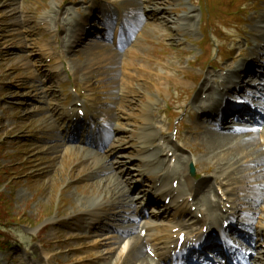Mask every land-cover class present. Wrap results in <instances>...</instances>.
Instances as JSON below:
<instances>
[{"label": "rangeland", "instance_id": "obj_1", "mask_svg": "<svg viewBox=\"0 0 264 264\" xmlns=\"http://www.w3.org/2000/svg\"><path fill=\"white\" fill-rule=\"evenodd\" d=\"M119 1L122 0H98L97 3L100 12L104 14V4L107 5L106 13H108L115 10ZM64 2L66 0H0V215L4 218L0 217V223H17V226L12 228V232L6 235L7 241H16L12 246H5L6 239L0 238V243L6 247L3 252H0V264H39L40 259L43 261L42 264H47V261L50 264H100L99 262H101L99 259H97L98 262L92 260L95 252H98L93 248V240L76 238V236L81 237V220L84 215L87 216L85 212L79 210L83 203L82 196L79 195L92 196L94 193L92 189L94 180L88 178V173L92 169L91 162L85 163L80 153L59 157L58 155H61L59 152L56 155L55 151L48 150L49 144L45 145L43 142H50V139H46V135L44 136L50 120L44 112L45 104L55 101H50V97L47 98V95L43 94L44 89H49L51 86L47 85L43 88L37 77L38 70L43 64V57L36 55L39 53L37 46L41 48L36 39L38 23L43 15L55 14L58 6L59 9L62 8L60 10L62 15L70 16L67 20L68 23L64 25L72 26V21H75L76 16L65 10L68 6H63ZM124 2V10L128 11L130 19L136 21L139 16L138 19L142 25L143 39L139 41L141 47L135 45L136 49H132L139 60L133 62L123 57L121 63V66L125 63L131 66V71L124 73L126 75L124 79H127L128 100L135 105L136 109L133 112L137 114L136 110L143 109L145 103L152 101L157 94H162V103L168 102L167 87H163V84H166L167 76L165 74L164 77H161L162 73L154 66L150 67L140 61L141 57L148 54L156 56L163 51L162 43H160V47H156L159 42L155 38L150 39V37H155L150 33L151 28H154L153 18L147 14L151 13V6L145 8V11L143 10L145 16L144 12L140 10L141 7L137 0H124ZM172 2L173 0H169L170 5L175 3ZM239 2L243 9L251 8L247 5L248 0ZM80 4L81 2H79ZM92 4L93 0H91L90 6ZM262 5L261 3L260 6ZM209 9L214 14L216 8L212 0H209ZM71 10L79 14L81 12L77 6ZM221 11L224 9L218 8V14ZM81 15L83 16L84 13L81 12ZM183 15L180 11H176V17ZM58 22L57 16L54 15L50 31L52 38L57 35L58 39L55 44L51 45H55L57 48L62 47L64 51H67L68 49L62 44L67 40L65 29ZM63 36L65 40H63ZM52 38L46 36L43 41L48 39L51 43ZM189 45L190 48H193L191 44ZM189 45L185 47L187 48ZM109 48L101 45L100 48L93 49L94 51L90 48L86 49V53L80 51L78 56L70 54L71 59L76 60L78 70L82 69L81 73H85L84 67H91L89 71L93 76L91 81L93 95L100 104H108L107 99H102V95L106 93L104 97L108 98L111 90H114L113 87L107 88L112 78L109 75L113 72H109L110 67H106V63L111 65L115 60H118V57L114 58L113 52ZM174 60L178 62L176 57L174 59V56H167L164 62L170 64ZM139 67L150 70V72L155 71L159 73V77L145 76L141 72L133 71V68L138 69ZM94 68L98 72H95ZM121 69L122 67L119 70ZM110 105L114 106L115 104ZM177 106H175V110H178ZM99 112L111 123L114 122L113 115L121 120L128 119V116L125 115L128 113L127 110L121 109L119 105L100 106ZM134 119L139 121L137 119H142V115L138 114ZM126 132H128L127 129ZM126 138L129 140V136ZM203 141L207 147L204 136ZM196 144L200 148L204 147L201 140ZM134 147L135 145H133ZM212 161L216 162L213 159ZM231 161L236 163V159ZM203 162L204 168L214 165L207 158ZM220 168L224 172V166ZM128 176L126 177L128 178ZM250 179L263 181L253 177ZM239 180H242V177ZM262 187L263 189L253 191L262 193L263 183ZM257 197H254L253 201H256ZM253 201L251 199V205L254 203ZM255 206H251V208ZM115 208H112L113 211ZM60 221L61 223H59ZM97 239L100 240V237ZM90 245L93 249L90 248ZM105 248L107 249V247ZM45 255L49 260H45Z\"/></svg>", "mask_w": 264, "mask_h": 264}, {"label": "bare ground", "instance_id": "obj_2", "mask_svg": "<svg viewBox=\"0 0 264 264\" xmlns=\"http://www.w3.org/2000/svg\"><path fill=\"white\" fill-rule=\"evenodd\" d=\"M137 1H139V0H137ZM122 2H124V0H122ZM139 6H141V5H139ZM138 17H137V19H138ZM182 23H184V22H182ZM127 24H128V22H127ZM129 24H131V23L129 22ZM131 26H132V24H131ZM256 30H258L259 33L261 34V36L264 37L263 26L260 25V26L256 27ZM78 32H83L82 26L81 27L79 26ZM73 44L71 45L70 50H73V48H74ZM101 45L102 44L95 42L94 45H92L93 48L90 47V49L93 50L96 47L100 48ZM102 46H107V45H102ZM79 47L80 46H78V48ZM108 47H110V46H108ZM86 49H85V51H86ZM109 49L111 50V52H113L114 58L118 57V60H115L114 63H112L110 65L112 69H115L116 63L119 64L122 56L120 54H118L116 51H114L112 46ZM74 52H77V51H74ZM96 53L98 54L97 50H96ZM101 53H103V52H101ZM99 56H100V54H99ZM91 60L93 61V59H91ZM107 61H108V59H107ZM258 63L260 64L259 66H258ZM250 64H251V66L241 64L240 65V67H241L240 73L243 75L249 74L252 77H254L253 67L261 68L264 70V67L262 66V64H264V59L262 57L254 56V58L251 59ZM84 69H85V73L88 72L87 73L88 78H91V76H92L91 71H89V70H91V67L86 66V68H84ZM263 70L261 71L262 72L261 77H263V80H261L260 84H259V86H261L262 89H264V84L262 85V82L264 81ZM88 78L85 80V82H86L87 86L89 87V85H88L89 79ZM212 78H215V77H212ZM232 81L237 85L238 88H240V94H243L245 92V89H247L249 86L248 84H245V85L242 84L243 81L241 80L240 76L232 77ZM201 92H204V89H202ZM214 92L215 91H213V97H212V100L210 101V105H209V110H208L209 115H213L212 109H213V107H215V105H214V94L215 93ZM229 92L231 93L232 89H230ZM201 106H202L201 101L197 100L196 107L200 108ZM210 106H211V109H210ZM239 107H237V108H239ZM252 107L256 110H260V111L264 112V106L262 104L253 105ZM237 108L232 107V110H235ZM226 110H228V107H221L220 111H226ZM218 112H216V113H218ZM261 121H262V123H264V115L261 118ZM216 127H217V129L221 128V126L218 124L216 125ZM145 128H146V126L144 127L143 132L139 133L138 141L140 144H139V147L137 148V157L133 160L128 159L127 156L119 159V157L122 156L121 154L125 153L126 151H128L130 149L128 144H124V143L120 142L121 138L113 139V141H111L110 144L108 145L107 150L104 149L101 155L94 154L93 152H91L89 150H86V152H84L85 158L92 161V164H91L92 168H93L92 173H95V175H96L93 177V179H90V180L96 179L95 180L96 182L93 181V183H92L93 184L92 186L94 187V188L92 187V189L94 190V193L92 196H86L84 205L79 209L80 211L85 212L87 214V216L90 218V222H88L89 226L93 225L92 222L96 223L98 215L100 216L103 213V208L106 205L109 207V209L111 211H113L112 208L116 207L114 209V211H115L117 209V206H119L120 212L113 214V216L111 218L114 219L120 215L121 216L120 223L122 225L129 223L126 227H123L121 229H115V228L113 229L114 234L120 235L121 242L118 241L119 239L117 237L113 238L112 236L111 237L99 236L100 240L96 239V241L93 243L94 250L98 251V252H96L95 256L97 258H99V260L101 261V262H99L100 264H113L112 262L117 261L118 259L121 260L120 261L121 264H154L152 261L153 259H152L151 255H149L147 248H149L151 251H153L156 259H159L162 261V263H160V264H168V253L166 252V248H165L166 242H165V239L162 237V235H164V234L169 235L168 232H170L174 229H177V228H182L184 226L183 222L179 223V221H176V220L169 221V222H167L168 223L167 228H169L168 231L166 230L167 229L166 228L165 232H163L164 234H162V231H160L159 229H154L155 227H153L155 225L154 224L155 222H160L159 221L160 215L159 216L153 215V217H152L151 215L147 214V212L144 208H142L144 203L141 202L140 198L142 197L143 199H145V197L143 195H141L138 199L134 198V197H132V198L130 197V191H131L130 182H129L127 177L124 180V176H128L130 174H128L127 170L123 169L125 166L133 165V163H136V162H142L143 163V166L138 171V173H139L138 178H140V181H138V182H140V183H142L143 181H145L146 183L148 181H155L157 178L160 177V174L164 173V171H163V169L165 167V160L164 159H162L159 166H157V167L151 166L160 157H162L163 154L161 153L160 149H158L154 152L147 153V151L153 147L152 146V143H153L152 139H153L154 133L144 132ZM126 129L122 125H119V127L115 129V132L116 133L122 132L120 134H126L129 132V131L126 132ZM56 132H57V128L54 126L53 123H50L49 126L47 127L46 134L44 133V136L46 135V137H47L46 139H50V142L45 143L46 141H43L45 145L49 144L48 150L55 151L56 155L58 152L64 153V154L65 153H72L73 154V153H77L78 151H80V147L65 144V142H64L65 140L58 138ZM245 132H249V130H246ZM203 136L206 139V144H207V148H208L207 149V155L209 156V158L211 160L213 159L216 161L215 163L219 166L218 170L220 171V173H221L220 167L223 165L231 164L230 162L232 159H236V163H234L233 165H235V166L240 165L243 162V159L238 158V160H237L236 156L238 154L243 153L244 152L243 150L246 149L247 147H250V146L255 144L254 139L251 136H244L243 135V136L237 137L232 133H231V136H227L226 134L207 130V131H205ZM240 138H243L240 145L233 151H227L228 149L231 148L232 144ZM53 142H57V144H55L54 146H50L51 144H53ZM124 145H125V147H124ZM222 153H225V154H222ZM258 154H259V149H258ZM112 159H115V161H112ZM121 161H123V162H121ZM254 162H256L258 165H261V167H260V170L257 172L255 171L253 173L254 176L251 175V177L263 180L262 183L264 184V166H263L264 159L261 155H259L258 157H256ZM178 164H181L183 166V170H182L181 174H182V178L184 179V183H185L187 189H186V193L180 194V196L177 198L176 202H178V200H180V199H183L185 197H189L190 195L193 194V183H192V181L188 175V161L185 159V157L183 155H179ZM166 169H167V167H166ZM166 169H165V171H166ZM111 172H112L111 175H113V173H115V175L114 176L110 175L109 177H107V174H110ZM146 175H148V176H146ZM177 175H178V173L174 172V176H177ZM145 176H146V178H145ZM221 176H223V175H221ZM253 181H256V180L253 179ZM207 185H208V183H206V182L202 183L200 193L197 194L196 197H198L199 195L202 194L204 187ZM120 186H122L123 188H120ZM167 190H169V187L167 184L165 185L163 190H157L154 187V194L157 196L158 199H160L162 197L163 192L167 191ZM140 192H141V190H140ZM154 194L150 190V193L148 194L149 195V199H148L149 203L151 201H154V200H150ZM252 194H253V198H254L256 196L261 195L262 193H257L255 191H253ZM202 197H203V201H200V199H199L198 203L202 204L203 206H205L207 208H210L211 211L215 215H217L218 212L216 211L215 202H213L209 198L207 193H205ZM253 198H252V200H254ZM137 204H140L141 207L133 209V211H130V209ZM255 205H256V203H253L252 205H251V202L249 203V207L255 206ZM184 213L186 215H188L187 211ZM141 220L145 221V224H144V227L142 228V230H144V229L147 230V236L145 238L137 237V239H133L132 241H130V239H128V238H130L131 236H133V234L136 233V231L138 229V224ZM135 221H137L136 226H135ZM86 223L87 222H84V224H86ZM161 223H163V222L161 221ZM107 229H110V227H108ZM155 230H159L157 232L161 233L160 237L159 236L153 237L154 232H152V231H155ZM262 231H263V229L258 228V229H256L255 234L256 233L261 234ZM125 241H127V242H125ZM118 244H119V248H120V245H123V248L121 249L122 254L119 253L118 257L115 260H113L114 259V253L119 250V248L115 249L114 246H116ZM105 247H107V249ZM102 248L104 250H101ZM263 253L264 252H261V254H263ZM125 254H126V256H125ZM77 262H79V261H77ZM119 263L116 262L115 264H119ZM156 264H158V263H156ZM170 264H181V263L179 261L170 260Z\"/></svg>", "mask_w": 264, "mask_h": 264}, {"label": "trees", "instance_id": "obj_3", "mask_svg": "<svg viewBox=\"0 0 264 264\" xmlns=\"http://www.w3.org/2000/svg\"><path fill=\"white\" fill-rule=\"evenodd\" d=\"M0 217L3 218L1 215H0ZM3 219H4V218H3ZM0 245H1V243H0Z\"/></svg>", "mask_w": 264, "mask_h": 264}]
</instances>
